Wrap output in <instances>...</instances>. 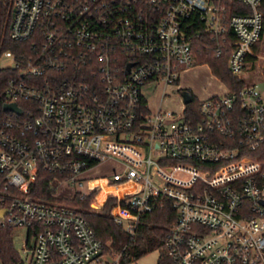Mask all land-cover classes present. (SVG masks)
I'll use <instances>...</instances> for the list:
<instances>
[{
    "label": "built area",
    "instance_id": "built-area-1",
    "mask_svg": "<svg viewBox=\"0 0 264 264\" xmlns=\"http://www.w3.org/2000/svg\"><path fill=\"white\" fill-rule=\"evenodd\" d=\"M237 4L234 9L232 4ZM12 12L0 121V228L26 229L29 264H120L72 205L31 196L38 180L85 187L84 174L121 166L101 189L134 235L168 201L172 264H264V0H0ZM243 82L182 109L148 86H178L199 66L195 45ZM243 74L261 81H248ZM18 101H22L20 105ZM195 102L196 107L189 110ZM126 187L136 191L123 194ZM100 193V194H101ZM79 194H82L81 192ZM83 196H86L83 194ZM34 240V242H32Z\"/></svg>",
    "mask_w": 264,
    "mask_h": 264
},
{
    "label": "trees",
    "instance_id": "trees-1",
    "mask_svg": "<svg viewBox=\"0 0 264 264\" xmlns=\"http://www.w3.org/2000/svg\"><path fill=\"white\" fill-rule=\"evenodd\" d=\"M234 9L237 4H232ZM12 12L8 6L0 11V59L8 51L20 53L25 51V45L14 42L10 37V24ZM211 49H203L197 43L196 52L200 55L201 63H208L213 75L218 78L226 87L233 91H239L243 87V82L234 77L227 66L228 51L221 58H215L216 47L210 44ZM14 75L11 69L0 67V121L8 114L4 111L6 103L5 88L8 80ZM21 105L22 101H18ZM196 107L195 102L189 106V110ZM264 161V157H262ZM52 177L47 175L38 180L33 186L31 196L44 201L54 199V190L50 185ZM97 193L89 196L77 195L72 200V204L89 221L97 238L105 246V254L118 257L120 264H132L148 256L153 251H160L159 264H172L166 257L164 250V240L168 227L176 216V210L168 201H162L153 213L142 217L141 222L134 235L128 233L123 226L115 222L111 214V207L114 204L112 199L109 204L98 211L91 208ZM13 227L0 228V262L1 264H25L13 241ZM31 235H28L30 241Z\"/></svg>",
    "mask_w": 264,
    "mask_h": 264
},
{
    "label": "rangeland",
    "instance_id": "rangeland-1",
    "mask_svg": "<svg viewBox=\"0 0 264 264\" xmlns=\"http://www.w3.org/2000/svg\"><path fill=\"white\" fill-rule=\"evenodd\" d=\"M259 49L264 54V39L262 40ZM9 63L10 60L5 56L0 59L1 68L7 67ZM243 77H246L248 81H261L260 78L255 79L244 74ZM178 86L183 90L191 89L194 92V97L196 100H205L211 96L222 94L225 88V85L213 75L212 70L207 66H199L190 71L182 73L180 75ZM164 90L165 87L163 86L151 85L147 87L146 97L150 101L152 108L156 110L159 106H162L163 108L170 109L172 111H180L182 109V98L178 87H167L165 96H163ZM120 169L121 166L119 163L114 161L98 165L96 168L84 174L83 178L86 182V185L83 190H80L72 183L60 184L58 182H54L52 184V188L54 190L55 199L57 202L74 206L72 204V200L75 196L83 194L86 196L91 195L93 190L101 187L108 179L111 178L114 171H119ZM135 191L136 189L132 187H126L122 189L121 192L123 194L129 195ZM80 192L82 194H79ZM95 193H97V196L94 198L91 208L98 211L100 210L98 205L104 203L106 200V194L101 193V189ZM13 241L22 260L25 262V264H29L30 252L27 253L24 251V249L27 248V242L29 241L27 230L22 228H14ZM32 242H34V240H32ZM160 257L161 253L157 250L151 252L148 256L132 264H159ZM113 258L116 257L107 254V259Z\"/></svg>",
    "mask_w": 264,
    "mask_h": 264
},
{
    "label": "water",
    "instance_id": "water-1",
    "mask_svg": "<svg viewBox=\"0 0 264 264\" xmlns=\"http://www.w3.org/2000/svg\"><path fill=\"white\" fill-rule=\"evenodd\" d=\"M181 95L184 98L186 104H189L193 101V95L187 89L183 90ZM4 111H13V112H16L18 114H21V110L18 108V106L16 104L5 105ZM2 216H3V213H0V218Z\"/></svg>",
    "mask_w": 264,
    "mask_h": 264
},
{
    "label": "flooded vegetation",
    "instance_id": "flooded-vegetation-1",
    "mask_svg": "<svg viewBox=\"0 0 264 264\" xmlns=\"http://www.w3.org/2000/svg\"><path fill=\"white\" fill-rule=\"evenodd\" d=\"M193 96H194V92L191 89H187Z\"/></svg>",
    "mask_w": 264,
    "mask_h": 264
},
{
    "label": "crops",
    "instance_id": "crops-1",
    "mask_svg": "<svg viewBox=\"0 0 264 264\" xmlns=\"http://www.w3.org/2000/svg\"><path fill=\"white\" fill-rule=\"evenodd\" d=\"M218 79V78H217ZM219 80V79H218Z\"/></svg>",
    "mask_w": 264,
    "mask_h": 264
}]
</instances>
